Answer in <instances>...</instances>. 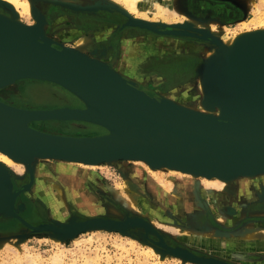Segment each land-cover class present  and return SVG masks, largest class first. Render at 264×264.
I'll use <instances>...</instances> for the list:
<instances>
[{"label": "bare ground", "instance_id": "bare-ground-1", "mask_svg": "<svg viewBox=\"0 0 264 264\" xmlns=\"http://www.w3.org/2000/svg\"><path fill=\"white\" fill-rule=\"evenodd\" d=\"M113 1L123 4V6L120 7V9H121V12L124 13L125 15V16L122 15L121 17H117L119 18L117 19L119 21H116L114 25L115 28L118 29L119 27L122 29V27H124L125 29L129 28V30L133 32L139 31L140 35L144 37L143 42H145L143 44L142 42L138 44H135L134 42H133L134 44H132L130 42L129 45L121 43L118 49V60L115 61L113 65L114 68L110 66V62H108L109 60L106 57L107 54L103 53L104 49L98 51L97 50V46L99 45L98 43L91 44V46H88L89 42L87 41V38L84 36H81L75 40L74 44L76 47L75 46L67 47V46L61 45L63 48H59L58 46L54 45L57 43L52 41V39L48 36V32H49L48 29L52 23V18L49 17L51 11H49L48 9L49 15L45 14L47 13L46 10L48 8V5H52V7H54L52 9V12H54L53 20L56 22L60 16L59 15L60 9H65V10L79 9V12L82 11V13L85 12V13L94 14L100 11H105V9H108L109 7L110 9L113 8L114 4H116ZM120 1L121 2H119V0H112V2L111 1L108 2V0H57V1H52V0H0V27L8 28L11 30H20L22 33H24L27 36L24 38H20L14 33L0 32V44L5 45V46L0 45V54H2L3 56L9 57L12 61L17 62L19 66L21 65L22 67L26 69H31L34 67L41 72H45L47 74H55L59 78L64 79V80L65 79L67 80L78 79L81 76L83 71L90 70L88 67L83 66V61H85V62H88L96 66L97 68L101 70H104L107 73H110V74L112 73L117 78L124 80L125 82L129 83L130 85H132L134 88L138 89L139 91L144 92L151 98L162 100L181 110L190 112L195 115L210 117V118L218 119V120H220V118L226 119L227 117H235L234 111H233L234 103L231 107L228 106L229 104L227 103L228 97L226 94V82L231 77L230 75L240 71V69L244 68V66H246L250 62V60L248 59L247 61L241 64L236 63L235 69H230L226 66H222V63H219L218 60L223 58L226 54L227 55L232 54V56L236 54L241 55L246 50H248L247 53L249 52L248 54H252V56L261 55L264 58V13H261V9H260L261 7L255 5L253 3L254 0H251L252 1L251 3H253V6H254L253 11L255 9L254 14H256V16L253 19L251 18L249 23H246V21L244 20L242 21L238 20L237 27H236L237 30H234L231 32V30L230 31L227 30L226 26L224 25L214 28L212 25L204 24V21L208 19H200L202 17L198 15H194V14L187 15L185 13L186 14L185 17L182 16L181 18L178 19L177 17L179 16L178 15L179 13L176 12L174 9L170 8L169 2L167 0H120ZM261 1L264 3V0H261ZM182 4H185V2ZM55 10L57 11V13ZM133 13L135 15H133ZM32 16H33V19L29 20L31 19ZM130 18L133 20H139V21H143L146 23L156 24V25L185 26L186 28L195 29V30L200 31L208 39L199 40L197 37H194V36L193 37L191 36H187V37L169 36L163 33V31H166V29L164 28L163 30H159V33L152 32L150 30H147V28L145 29V27L143 26L141 28L140 26H134L135 23L132 20L130 22L129 20ZM24 19L30 21L29 26L22 24V21ZM242 19H245V16H243ZM155 36H157L160 39L174 38L171 40L173 41L175 40L176 42H173L169 45V47L174 52L177 53L183 50L190 51V49H192L193 52L191 56H194L195 58H197V62L194 64V66L191 68L190 71L188 70L189 75L187 74L188 75L187 78L186 79L184 78V80H189V82L187 84H183L182 86L183 88L180 89L179 91H176L177 93H179V95L165 94L164 92L161 93V91H158L159 93H157V95H159V97L154 96L150 94L148 91H146L138 83V80L136 79L137 77L135 76V72H132L134 69L133 65L138 64L139 63L138 61L142 60L140 59L139 56L143 53V51H136L134 53V52H130L128 49L132 50L130 47L131 45L134 46L135 48H136V45H138L139 48H141L142 50H145V52L147 53L146 51L147 47L155 48L158 45L160 47L162 44L160 43V40H156V39L148 40L150 37L157 38ZM101 43L104 44V42H101ZM117 45H118V42H117ZM51 47L57 50V52L62 51L63 53L55 54L54 52L51 51L50 49ZM83 49L87 50V52L85 53L84 51H82ZM123 57L127 61L125 64H121ZM166 58H167L166 56L165 58L156 57L154 59H150L146 61H145L146 59L145 58L143 69L147 71V70H150L149 67H151V69L156 68L154 70H157V71L161 70L165 72L166 67L168 68V65L170 66V64L172 63V62L165 63L166 65L165 64L162 65L160 62L162 60H165ZM174 60L175 59H173V61ZM206 67H207V71L211 72L207 75L204 71V68ZM15 68L16 66L10 64L9 62L5 61L3 58L0 57V75H2L5 72H8L7 74H10V72H12ZM124 76H128V77H124ZM130 77H133V79H131ZM19 79H31V78L16 77L12 80V82L15 83ZM34 79H37V78H34ZM40 80L51 82L54 84L57 83V85L66 89L70 94H72L76 99H78L83 105V109L74 108V107L72 108L66 107V108H69L71 110H75V109L76 110H86V109L92 110L93 109V106L89 102H86L84 99L80 98L78 94H75L74 92L69 90L64 85L58 82H55L53 80H50V81L46 79H40ZM192 89H194V92H196L194 96L195 98L194 97L191 98L192 100L193 98L195 99L194 107L190 105H186L185 104L186 98L183 99L184 96L186 97L188 96L189 93L187 94V92H189V90H192ZM22 91H23V96L28 94L26 89H22L21 92ZM119 92H120L119 90L118 91H113V90L107 91L104 89L101 93V96L102 97L105 96L106 93H108L111 96H114L115 94ZM217 95L218 96L220 95L222 98L218 97ZM122 96H126L128 98V102L122 103L118 107L116 106L117 109L126 110L129 107H132L133 105L127 104V103H131L132 100H135L133 99L132 95L130 93H123ZM2 104H4L5 106L14 108L5 103H2ZM142 106H143L142 104H139L137 105V108L140 109L142 108ZM103 107L104 109H107L105 105H103ZM58 109H61V108H58ZM58 109L27 110V111H32V112L53 111V110H58ZM18 110H21V109H18ZM1 112H4V110ZM18 118L20 119L21 117H18ZM2 119H6L8 123L10 124V126L19 125L18 129H21V130L25 128L21 124V122L20 123L18 122V119L10 120L6 116H4L2 113H0V120ZM39 121H55V120L42 119ZM56 121L63 122L67 120H56ZM32 122H35V121H31L29 125ZM102 128L106 131V134L102 136L114 134L113 129L109 127H105V126H102ZM36 131L41 132L39 130H36ZM41 133H44V132H41ZM44 134H51V133H44ZM51 135L67 136V135H59V134H51ZM67 137H73V136H67ZM75 138H94V137H75ZM8 149L11 150L12 148H6V147L0 146V163H2L8 168H11L16 173L21 174V175H25L23 174L24 165L30 164L31 167H33L32 169H34V173L32 176H36V175L46 176L43 179L42 187L49 184L50 187L53 189L55 196L62 203H66L67 199H66V193L63 190V186L61 183L65 182L64 184H67L69 186L68 189L70 191L69 192L67 191V194L70 195L75 200L77 213H79L78 215L82 217L74 218L72 217V215H69V216L65 215L64 217L59 216V218L57 219L59 221L58 223H63L61 221H63L64 220L63 218L65 217H68L69 219L70 218L74 219L75 222L74 221L73 222L76 223V222L83 221V220L88 222L95 218L97 219L108 218L111 220L112 219L120 220L121 217H124L126 215L122 216V215L116 214L115 210H114V214L110 213V211L106 210L107 209L106 206H104L105 209H103L104 207L100 205L98 207H94V205L91 203V200H90L91 199L90 193L88 192V190H86L85 186H83L84 183H82L84 182V179L86 178L85 176H83V173H79L76 171H69V169L64 168V170L62 171L56 170L54 171L53 174H51L47 172L46 170L44 171L42 169V165L41 166L38 165L40 160L38 161V163H35L36 159L38 160L40 158H45V159L49 158L53 160H59V161L66 162V164L73 163V164H77L80 167V169H83V170H89V169L96 168L95 163L99 160H102V159L114 160V158L123 157V156L124 158H126L123 160L129 161L131 163L133 162L138 163L139 165H141V167H134L132 168L130 172L123 173L122 178H123L124 185L122 184L119 185L120 186L119 188L117 186V189L114 190V195H115V199L119 201L125 209L132 211V214H133V210H135L137 213L139 212L140 215H143V217L146 219H148L147 216H149L150 218H153L152 214H160L164 210L165 211L168 210V205L171 204V201L176 203V206H177L176 210H181L184 206V203L191 204L194 207H202L203 203H207L208 208H209V215L212 214V216H215V218L217 217L218 220H220L221 222L228 223V224L232 222L229 221L227 218L223 217L222 214H226L223 212V204L224 202L225 203L230 202V199H231L230 196H232L233 198L235 197L237 202H239V200L241 201L242 210H244V212L248 211V209L252 210L255 207L253 203L249 205L248 204L242 205V203L246 202L245 200H248V197L242 198L243 195L245 196L246 194H248V192L250 194V190L247 189L248 191H246V189H244V187H242L239 184V179H240L239 175L234 174V178L231 176L230 170H233V169H225V168H217V167L201 168V167H194V166H188V165L184 166V165L172 163V162L162 160V159L148 158L147 156L143 157V156H127V155H109V156H99V157H79V156L47 154V153L33 152V151H26L29 153H26V152L21 153V151H16L18 149H12L11 151H15V152H11V151H8ZM149 167L153 168L154 170L150 169L147 173L154 178V181L157 180L160 184H157V185L153 184L152 180L149 178L146 181L147 187L145 188L143 185H141L142 184L141 180L144 177L143 170L148 169ZM246 168H250V167L234 168L235 170L238 169L234 172H239V171L245 172ZM253 168H257V169L264 168V165L263 167L260 166V167H253ZM257 169H252V170H257ZM262 170L264 171V169ZM262 170H259L257 173H253L254 176L253 174H249L250 175L249 178L253 179L255 182L254 184L258 187L264 184V172H260ZM156 171H159V172L163 171L164 175L165 173L179 174L181 177H183V179L192 178L196 180H201L204 187L214 188L220 191L222 190V191H225V193L229 192V194L227 196H223L225 197V200L224 198H213L210 195L203 193V190L202 192H199L198 187L194 185V183L192 185L189 179H188L189 183L188 181H182L181 182L182 185L178 183L179 187L175 179H170V181H173L172 185L176 188L174 190L175 191L174 195H172V197L169 195L170 197L166 198L168 199L167 203L164 200L159 201L160 203L159 202L156 203V201H153L152 198L145 197L146 193L147 194L149 193V195L153 194V197L156 198L154 194L158 195L157 190L161 191L160 186H163V187L166 186V184L163 181V177L159 175H156V176L153 175ZM246 172H249V171H246ZM0 185H1L0 186V202H5L4 204H6V201H8V198H6L5 195H6V191L8 190L9 186L5 179L0 180ZM181 188H183L182 192L180 190ZM253 188L255 187H252V189ZM261 189L264 190V187H261ZM253 190L255 191V189ZM42 191L43 189L41 188V186H39L37 192L42 193ZM178 192H181V193H178ZM244 192H246V194H244ZM189 194H191L190 196H192V202L190 201ZM157 199L159 198L157 197ZM185 199H187V201ZM261 200L263 199L261 198ZM142 201L143 202L145 201V203L143 204ZM49 211L51 212L54 210L50 208ZM172 214H174L173 216L174 218L177 217V218L182 219V215H179L182 213H180L179 211L172 213ZM189 214H193V213L190 212ZM133 215H139V214H133ZM191 219L194 220L193 221L194 225H196L198 223L197 221H199V219L196 217L191 218ZM38 224H50V223H38ZM38 224H33V225H38ZM10 230L12 229L11 228L5 229L4 233H10L11 232ZM172 230H176V229L172 228ZM199 230L194 229L193 233L195 236L200 235L202 230L201 231ZM136 231L140 232L137 229ZM141 233L142 232H140V234ZM234 234L235 235H233L232 240L224 239L222 236L218 235V232L214 234L216 236L214 238L218 239V241L220 240L226 241V244H225L226 248H229L230 245H232L233 243H235L236 247H238L242 243L246 244V243H252V242L256 243V246H255L256 248L260 250L264 248V240L253 241L257 239H248L254 236L255 234L259 236H263L264 235V225L260 227L258 226L256 228L255 227H246V228L244 227L242 229H239V231H237V233H234ZM205 235L206 237H210V235L209 236L207 234ZM203 238L204 240L207 239L204 236ZM54 240L59 241L57 239H54ZM184 240L188 242L189 238H184ZM236 241H238V243ZM1 242L3 241L0 240V243ZM219 244H222V242L220 241ZM175 247H179V246H174L173 248ZM212 247L214 249V246ZM147 248L149 250V253L158 254L156 252V249H154V247L147 246ZM179 248L185 249L181 247ZM192 254H194L195 256L198 255L196 253H192ZM161 258H163V256ZM207 258H214L220 261H224L226 263L236 264L234 262L224 260L223 258L214 257L211 255L210 257H207Z\"/></svg>", "mask_w": 264, "mask_h": 264}, {"label": "water", "instance_id": "water-1", "mask_svg": "<svg viewBox=\"0 0 264 264\" xmlns=\"http://www.w3.org/2000/svg\"><path fill=\"white\" fill-rule=\"evenodd\" d=\"M122 14L124 15V13ZM129 20L135 23L134 26H140V28L143 26L152 32L159 33V30L164 28L166 31L163 33L169 36H194L199 40L208 39L200 31L181 25L163 26L131 18ZM0 32L14 33L20 38L27 37L20 30L0 27ZM0 45L5 46L4 44ZM54 45L63 48L59 44ZM50 49L55 54L63 53L62 51L57 52L52 47ZM247 51L241 55L226 54L218 60L222 66L230 69H235L236 63L241 64L248 59L250 60L244 68L230 75L231 77L229 76L230 78L226 82L227 103L230 107L234 103L235 117L220 118V120L195 115L162 100L151 98L112 73H107L85 61H83V66L90 70L83 71L78 79L64 80L55 74H47L34 67L26 69L9 57L0 54L1 58L16 66L10 72L11 75L7 74L8 72L0 75V88L13 83L12 80L16 77L53 80L78 94L80 98L93 106L92 110L61 108L53 111L32 112L18 110L0 103V110H4L0 113L10 120L18 119V122H21L25 127L21 130L18 129L19 125L10 126L6 119L0 120V146L18 149L16 151H21V153L33 151L79 157L147 156L184 166L233 169L230 170L233 178L234 174L239 175L240 178L249 177V174L264 169L253 168L264 165V58L261 55L252 56ZM204 71L206 75L211 73L207 71V67L204 68ZM104 89L107 91L119 90L120 92L114 96L106 93L102 97L101 93ZM123 93H130L135 99L131 103H127L133 106L126 110L117 109L122 103L128 102V98L122 96ZM218 97L222 98L220 95ZM102 103L107 109H104ZM139 104L143 105L140 109L137 108ZM42 119L89 121L88 123L113 129L114 134L94 138H75L44 134L28 126L31 121L38 122ZM11 150L8 149V151ZM43 159L45 158L36 159L35 163ZM123 159L126 158L123 156L114 158V160L102 159L97 161L95 165L116 163L123 161ZM24 166L30 180L29 184L22 188L29 189L33 181L34 169L30 164ZM240 167L250 168H246L245 172H234L238 170L234 168ZM0 175L4 176L9 186L5 195L8 201L6 204L0 202V217L18 220L31 234L45 233L50 238L66 241L87 231L106 230L128 235L137 229L142 230L140 231L141 234L140 232L135 234L139 236L140 241L154 247L156 252L162 253L163 256L170 255L194 264H230L214 258L195 256L188 250L169 246L152 225L139 215H126L120 219L121 221L95 218L88 222L83 220L74 223V219L70 218L66 223H58L52 220L50 224L32 225L20 215L25 206L16 204V199L23 190L18 188L13 190L12 181L16 182L18 179H23V176L17 177L1 163ZM149 234L154 235L157 240L148 238ZM27 236V233L21 234L18 235V238L23 241Z\"/></svg>", "mask_w": 264, "mask_h": 264}, {"label": "rangeland", "instance_id": "rangeland-1", "mask_svg": "<svg viewBox=\"0 0 264 264\" xmlns=\"http://www.w3.org/2000/svg\"><path fill=\"white\" fill-rule=\"evenodd\" d=\"M109 1L112 2V0H108V2ZM167 1L169 2L170 8L174 9L176 12L179 13V16L177 17L178 19L182 16L185 17L186 14L195 15L192 10L188 9V3H191V1L194 0ZM204 1H211L231 6L233 9L239 11L241 17L240 21L244 20L246 21V23H249L251 18L253 19L256 16V14H254L255 9L253 11V3L261 7V13H264V9H262L264 8V3L261 0H254L253 3H251V0ZM119 2L121 1L119 0ZM184 2L185 4H182ZM115 3L117 5L114 4L113 8L110 9L109 7L108 9H105V11H100L94 14L85 12L82 13V11L79 12V9H60V16L56 22L53 20L54 12H52V9L54 7H52V5H48V8L46 10L47 13L45 14H48L49 9V11H51L49 17L52 18V23L50 22L51 25L48 29V36L52 39V41L56 42L57 44L67 47H74L75 40L81 36H84L89 42L88 46H91V44L98 43L99 45L97 46V50L99 51L104 49L103 53L107 54L106 57L109 60L108 62H110V66L113 67L114 61L118 60V57L116 58V60H114V47H116L115 51H117V35H114L113 38L111 35L109 36V38H106L109 33V31H106L104 34L99 33L97 41L95 39L93 41L90 38L91 36L89 37L84 31L70 33V30H78L79 26L83 27L85 25L83 23L88 21L87 19L82 18L86 15H98L104 13L112 15L114 13H117L122 16L123 14L121 13L120 7H122L123 4L117 2ZM133 15L135 14L133 13ZM243 16H245V19H242ZM32 19L33 16L29 20ZM206 19L208 20H205L204 24L212 25L214 28L224 25L226 26V29L229 31L231 30V32L237 30L236 27L238 21L231 22L230 24H225L217 19ZM29 20L24 19L22 21V24L29 26ZM207 22L210 24H208ZM89 24L90 23H88V25ZM90 25L94 24L92 23ZM95 36L97 37V35ZM156 40H160V43H163V41L168 40L169 45L173 42H176L175 40H171V38H158ZM101 42H104V44ZM133 42L131 41L132 44H138L137 42ZM162 46V44L160 47L158 45L159 48H161ZM130 47L132 49H128L130 52L135 53L136 51H145L139 48L138 45H136V48L132 45ZM82 51H84L85 53L87 52V50L85 49H83ZM138 62V64L133 65L134 68L140 64V61ZM196 62L197 58L194 57V61L191 64V68ZM132 72L139 71L133 69ZM22 89H26L28 94L23 96V91L21 92ZM187 94V97H183V99L186 98L185 104L194 107V96L196 92H194V89H192L189 90ZM192 97H194L193 100L191 99ZM0 102L21 110H46L66 107L83 109L82 103L78 99H76L72 94H70L66 89L51 82L34 79H19L15 83L1 88ZM29 126L44 133L67 135L73 137H99L106 134V131L101 126L81 121H35L32 122ZM38 165H42V169L44 171L46 170L51 174H53L56 170L62 171L64 170V168L69 169V171L83 173V176H85L86 178L82 183H84L83 186H85L86 190H88V192L90 193V200L94 207H98L99 205L102 207L106 206V210L110 211V213L114 214L115 210L116 214L122 216L132 214V211L125 209L121 205V203L115 199L114 190L117 189V186L119 188V185H124L122 178L123 173L130 172L134 167H141V165H139L138 163H131L129 161L123 160L118 161L116 163H102L99 165H95L96 168L89 170L80 169L77 164H66V162L53 159L40 160ZM6 168L9 169L17 177L21 178L23 176V179H18L16 182H12L13 190H17V188L23 190L18 195L16 199V204H23L25 206L24 211L20 215L28 223H31L29 222V220H33L35 214L34 211L36 207L47 214L48 212L50 214H53L52 216H49L50 220H48V223H51L52 220L55 222H59L57 220L59 216L64 217L65 215H72V217L74 218L82 217L78 215L79 213H77L75 200L67 194V191L69 192L70 190L68 189L69 186L67 184H64L65 182L61 184L63 186V190L66 193L67 201L66 203H62L55 196L53 189L50 187L49 184L42 187L43 179L46 176L36 175L35 173L36 176H33V181L29 186V189H23L22 187L28 185L30 180L28 175L26 174L25 166L23 172V174L25 175L18 174L11 168ZM150 169L154 170L150 167L148 169L143 170L144 177L141 180V185H143L145 188L147 187L146 181L149 178L152 180L153 184H160L157 180L154 181V178L147 173ZM153 175H159L163 177V181L166 184V186L164 187L160 186L161 191L157 190L158 195L154 194L156 198L153 197V194L149 195V193H146L145 197L152 198V200L156 201V203L161 200H164L167 203L168 199L166 198L170 196L172 197V195H174V190L176 188L172 185L173 181H170V179H175L177 181V185L178 183L182 185V181H188L189 183L190 180V183L192 185L194 183V185L198 187L199 192H202L203 190V193L208 194L213 198H224L225 200V197L223 196H227L229 194V192L225 193V191L222 190L220 191L214 188H206L204 187L201 180H196L192 178L183 179V177H181L179 174L165 173L164 175L163 171H156ZM1 179H5L3 175H0V180ZM254 183V180L250 179L249 177H243L239 179V184L244 187L246 191H248L247 189L250 190V194L249 192L248 194L244 192V194L246 195H243L242 198L248 197L249 201L247 203H244V205H249L253 203V205L255 206L254 209H248V211L244 212V210H242V207L237 204L238 202L236 201L235 197L233 198L232 196H230L231 199L229 203L224 202L223 212L226 214L222 215L223 217L227 218L229 221L232 222L230 224L221 222L220 220H218L217 217L215 218V216H212V214H210V216L207 203H203L202 207H194L191 204L182 202L184 203L183 208L181 210H176V203L171 201V204L168 205V210H164L160 214H152L153 218H150L149 216L145 215L148 217V219H145L148 222L150 221L149 223L158 232V234L162 236L166 244H170L172 247L179 246L181 248L189 250L192 253L198 254L197 256L206 258L210 257L211 255L214 257L223 258L224 260H228L236 264H264V248L262 250L256 248V243H242L243 245L240 244L238 247H236V244L233 243L232 245H230L229 248H226V241L220 240L222 244H219L220 241L214 238L216 237L214 234L218 232V235L222 236L224 239L232 240L233 235H235L234 233H237L239 229H242L244 227L256 228L258 226L260 227L264 225V190L261 189V187L264 186L260 185L261 187H258ZM39 186H41V188L43 189L42 193L37 192ZM252 187H255L253 188L255 189V191L252 189ZM180 190L182 192L183 188H181ZM190 195L191 194H189V198L192 202V196ZM32 197L35 198V203H33V201L31 200ZM157 197L159 199H157ZM261 198L263 200H261ZM185 200L187 201V199ZM25 201L28 202V205ZM142 203L144 204L145 201H142ZM232 205H235V207ZM50 208H52L54 211L50 212ZM103 209H105V207ZM71 211L73 212V214H71ZM177 211L182 213L179 214L182 215V219L173 217L174 214L172 213H175ZM188 212H191L193 214H189ZM133 214H139V216L143 217V215H140V213H137L135 210H133ZM194 217L199 219L196 225L193 224L194 220L191 219ZM63 219L64 220L61 222L66 223L69 218L65 217ZM38 223V221H35V224ZM10 228L12 229L10 230V233H4L5 229ZM172 228L176 230H172ZM194 229H200L199 231L202 230L204 234L201 232L200 235L195 236L193 233ZM26 233L28 234V236L23 241H21L18 238V235ZM135 234H138L136 230H134L132 233H129L128 235H123L116 231L94 230L83 232L77 235L75 238L66 241H55L54 238H50L45 233L31 234L29 230H27L18 220L14 218L3 219L0 217V240L3 241L0 243V264H194L190 262L185 263L183 260H179V258L170 255L163 256V254L158 251V254L149 253L147 246L150 245L142 243L140 241L139 236ZM205 234H207L208 236L210 235V237H206ZM203 236L207 239L204 240ZM148 238L153 239L155 241L157 240V238L151 234L148 235ZM184 238H189V241L186 242V239L184 240ZM248 239H257L253 241H262L264 240V235L259 236L255 234L254 236ZM236 242L238 243V241ZM212 246H214V249ZM162 256L163 258H161Z\"/></svg>", "mask_w": 264, "mask_h": 264}, {"label": "flooded vegetation", "instance_id": "flooded-vegetation-1", "mask_svg": "<svg viewBox=\"0 0 264 264\" xmlns=\"http://www.w3.org/2000/svg\"><path fill=\"white\" fill-rule=\"evenodd\" d=\"M188 4H189L188 9L192 10V12H194L195 15L202 17L200 19H206L208 17L209 19H217L222 23L230 24L231 22L238 21L241 18L238 10H235L231 6H228L225 4H220V3L211 2V1L209 2V1H204V0L203 1L194 0V1H192V3H188ZM222 13H223V15H222ZM235 15H236V17H235ZM116 17H121V16L117 13H114L112 15L107 14V13L98 14V15H86V16L82 17L83 19L88 20L87 22L83 23L85 25L83 27L79 26L78 30H70V33L71 32H78V31L82 32V31H84L89 37L91 36L90 37L91 40L94 41V39H95L97 41L99 33L104 34L106 31H109L106 38H109L110 35L112 36V38L114 37V35L115 36L118 35V41L121 43L127 44V45H129L131 41L132 42L134 41L137 43L143 42L144 37L140 35L139 31L133 32V31L128 30V28L125 29L124 27H122V29L118 27V29L116 30L114 24L116 23V21H119V20H117L119 18H116ZM88 23H90V24L93 23L94 25H90V24L88 25ZM95 35H97V37ZM143 43H145V42H143ZM192 52H193V50L190 49V51H186V50L184 51L183 50V51H180L178 53L171 52L174 54L169 55V53H168L167 55H165L167 58L165 60H162L160 63L163 65L165 63H171L172 62L170 64V66L168 65V68L166 67V70H169L170 72H172L171 74L167 75V79H168V80H166L167 85H169V83L175 84V87L177 88L179 86L182 87L183 84H186L189 81V80H184V78L186 79L187 76L189 75V71L191 70V64L194 61V57L191 56ZM165 56H162V57L165 58ZM139 57H140V59H142L141 58L142 55H140ZM173 59H175V60L173 61ZM126 62H127L126 59L123 57L121 64H125ZM141 63H142V65H141ZM143 64H144V61L140 60L139 66H136L134 68L136 71H139V72H135V76L137 77L136 79L140 82V85L142 83V77H143L142 73L145 71L143 69V67H144ZM172 64H173V66H172ZM152 69H156V68H152ZM178 82H180V83H178ZM162 84L163 83L159 84L158 87H162ZM155 87H157V85ZM262 186H264V184H262ZM31 200L33 201V203H35L34 197H32ZM245 201H246L245 203L249 202L248 200H245ZM25 202L28 205V202L27 201H25ZM237 204H239V206L242 207L240 200ZM243 204L244 203H242V205ZM235 205H232V206L235 207ZM34 212H35L34 218H33V220H29V222H31L32 224H35V221H38L39 223H46V222L48 223L49 222L48 221V220H50L49 219V214H50L49 212L47 214V213L39 210V208H37V207H36ZM71 214H73L72 211H71Z\"/></svg>", "mask_w": 264, "mask_h": 264}, {"label": "crops", "instance_id": "crops-1", "mask_svg": "<svg viewBox=\"0 0 264 264\" xmlns=\"http://www.w3.org/2000/svg\"><path fill=\"white\" fill-rule=\"evenodd\" d=\"M128 30H129V28H128ZM155 37H157V36H155ZM157 38L150 37L149 40H154V39H157ZM116 39H117L118 45L116 43V45H117V49L116 50L117 51H115V48L116 47H114V60H116V58L118 57V49H119L120 44H121V42L118 41V35H117V38ZM171 39H174V38H171ZM162 45L163 46L161 48H159L158 46L155 47V48H153V47L152 48L151 47L150 48L147 47L148 48L147 49V53L145 51L142 53V57H141L142 60L144 61L145 58H146L145 61L146 60H150V59H154L156 57L157 58H162V56H165L168 53L170 55L171 54L170 52H174L172 49H170V47H169V41L168 40L163 41ZM152 55H153V57H152ZM149 68H150V70L144 71L142 73L143 77H142V83H141V85H142V87L146 91H148L150 94H152L154 96H158V97H159V95H157V93H159L158 91H161V93L164 92L165 94L179 95V93H177L176 91H179L183 87L179 86V87L176 88L175 87V84H171V83H169V85L166 84V80H168L167 79V75L171 74L172 72H170L169 70H166L165 69V72H166L165 73L164 71H161V70H158L157 71V70L151 69V67H149ZM124 77H128V76H124ZM130 78L133 79V77H130ZM138 83L140 84L139 81H138ZM161 83H163L162 84V87H158V85L161 84ZM178 83H180V82H178ZM156 85H157V87H155ZM42 168H43V166H42ZM50 215L52 216L53 214H49V216Z\"/></svg>", "mask_w": 264, "mask_h": 264}]
</instances>
